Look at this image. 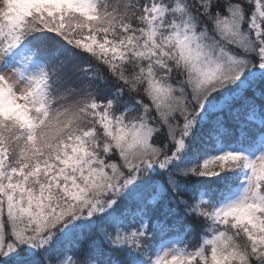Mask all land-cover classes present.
Here are the masks:
<instances>
[{"label": "snow or ice", "instance_id": "obj_1", "mask_svg": "<svg viewBox=\"0 0 264 264\" xmlns=\"http://www.w3.org/2000/svg\"><path fill=\"white\" fill-rule=\"evenodd\" d=\"M0 264H264V0H0Z\"/></svg>", "mask_w": 264, "mask_h": 264}]
</instances>
